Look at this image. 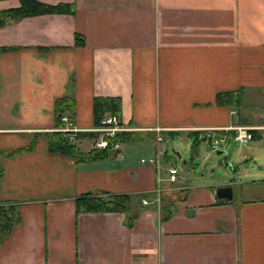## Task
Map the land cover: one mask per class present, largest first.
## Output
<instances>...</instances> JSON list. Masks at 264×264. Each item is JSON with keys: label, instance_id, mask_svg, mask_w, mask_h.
Here are the masks:
<instances>
[{"label": "crops", "instance_id": "crops-1", "mask_svg": "<svg viewBox=\"0 0 264 264\" xmlns=\"http://www.w3.org/2000/svg\"><path fill=\"white\" fill-rule=\"evenodd\" d=\"M40 1L74 12L0 26V202L20 216L0 239V264H264V198L219 199L216 187L191 190L180 178L159 194L157 168L141 161L157 154V127L207 143L220 132L235 140L240 126L264 137V0ZM20 5L0 0V10ZM239 90L241 105L217 99ZM98 96L120 98L142 140L109 160L52 152L44 133L57 129V99H74L68 114L88 129ZM86 139L83 152L95 147ZM91 191L134 195V226L123 212L78 211Z\"/></svg>", "mask_w": 264, "mask_h": 264}, {"label": "trees", "instance_id": "trees-1", "mask_svg": "<svg viewBox=\"0 0 264 264\" xmlns=\"http://www.w3.org/2000/svg\"><path fill=\"white\" fill-rule=\"evenodd\" d=\"M21 5L15 9L0 10V26L4 25L9 18H22L40 14H73L74 6L72 4H47L40 0H20ZM76 40L79 43H84V38L81 35H76ZM243 90L234 92H224L217 95V99L230 101L235 105L243 103ZM239 102V104L237 103ZM121 100L118 97H95L94 98V118L95 127L99 126L102 118L107 112L121 113ZM56 122L57 129L47 131L44 135L47 137L49 149L52 152L66 154L72 156L77 163L91 162L98 160H109L120 154V149H113L114 144L120 141L122 144L130 143L142 138L135 131L122 132L109 139V146L106 148H93L89 152H83L78 141L86 138H97V132H77L71 138V132H63L60 130L65 124L62 122L64 114H74L75 101L70 97H62L56 101ZM69 115V114H68ZM70 116V115H69ZM256 130H253L255 132ZM196 135H201V132H194ZM209 136H207L208 139ZM211 137V136H210ZM205 138V137H203ZM213 138V137H212ZM216 138H222V132L218 133ZM206 139V138H205ZM230 139H235V135ZM199 138L196 137L193 146H198ZM134 195L128 193L110 194L108 192L94 193L88 192L76 199L78 211H112L123 212L126 214V222L129 227L134 226L141 210L134 205ZM167 197L162 198L161 208L166 213H172ZM20 216L15 203L0 202V239L7 236L12 228L19 223Z\"/></svg>", "mask_w": 264, "mask_h": 264}, {"label": "rangeland", "instance_id": "rangeland-1", "mask_svg": "<svg viewBox=\"0 0 264 264\" xmlns=\"http://www.w3.org/2000/svg\"><path fill=\"white\" fill-rule=\"evenodd\" d=\"M99 138L100 134L93 141L91 138L86 140L96 146ZM81 141L78 143L87 148L89 143ZM194 141L193 136L187 138L176 134L173 138H165L161 143L172 162L176 161L179 178L188 188L197 190L204 185L216 188L228 185L233 187L234 193L242 191L243 197L264 198V137H257L248 143L228 141L225 144L226 151L222 154H218L217 150L223 147L213 149L205 140L194 147ZM178 186L177 181L166 190V194L176 192L179 190Z\"/></svg>", "mask_w": 264, "mask_h": 264}, {"label": "built area", "instance_id": "built-area-1", "mask_svg": "<svg viewBox=\"0 0 264 264\" xmlns=\"http://www.w3.org/2000/svg\"><path fill=\"white\" fill-rule=\"evenodd\" d=\"M62 122H64V126L60 129L63 132H71L73 137V134L77 132H97L101 135V138H99L98 142L96 143L97 148H106L109 146V139L114 138L118 134L122 132H129L134 131L136 128H133L129 125H127L124 121V119L117 113L113 112H107L104 117L101 120V123L99 126L94 128H78L71 116L68 114H64L62 116ZM258 127H250V126H240L237 128L238 134L235 137V140H238L243 143H248L253 139L252 131L257 129ZM152 131L156 132V142L158 144L157 154L151 158H142V163H149L154 165L158 172H159V182L160 185L158 188H156L155 192L159 194H164L168 190V188L179 179V169L176 164H170L167 168L163 167L162 158L164 155H168L167 149L162 147L161 143L165 141V137L162 134L163 128L157 127L152 129ZM212 144L216 145L218 148L223 147L225 148V139L224 138H212L211 137ZM122 146V143L120 141H117L114 144L113 149H117ZM159 200V199H158ZM142 203L144 205H149L151 202L148 200V198H143Z\"/></svg>", "mask_w": 264, "mask_h": 264}, {"label": "water", "instance_id": "water-1", "mask_svg": "<svg viewBox=\"0 0 264 264\" xmlns=\"http://www.w3.org/2000/svg\"><path fill=\"white\" fill-rule=\"evenodd\" d=\"M209 145L213 149H218V147L216 145L212 144L211 137H209ZM217 151H218V154H222L226 151V147L223 149H220V150L218 149ZM226 154L228 156V152ZM215 194H216L217 198H219V199H230L233 197V187L228 186V185L219 186L216 188Z\"/></svg>", "mask_w": 264, "mask_h": 264}]
</instances>
